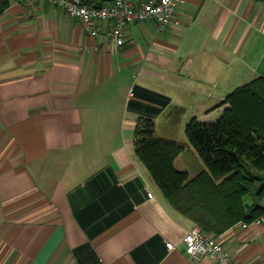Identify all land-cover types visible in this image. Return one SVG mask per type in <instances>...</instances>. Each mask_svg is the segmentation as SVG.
I'll return each instance as SVG.
<instances>
[{"label":"crops","instance_id":"obj_1","mask_svg":"<svg viewBox=\"0 0 264 264\" xmlns=\"http://www.w3.org/2000/svg\"><path fill=\"white\" fill-rule=\"evenodd\" d=\"M175 16L180 24L162 30L128 24L116 46L105 24L91 36L46 0H9L0 13V264H230L188 257L182 239L195 223L138 159L134 130L139 116L156 130L167 109L218 113L230 89L264 76V0H180ZM183 131L156 133L187 142ZM196 153L188 143L175 167L190 177L205 169ZM216 236L233 263L264 264V223Z\"/></svg>","mask_w":264,"mask_h":264},{"label":"trees","instance_id":"obj_2","mask_svg":"<svg viewBox=\"0 0 264 264\" xmlns=\"http://www.w3.org/2000/svg\"><path fill=\"white\" fill-rule=\"evenodd\" d=\"M8 4L0 0V13ZM222 105L214 120L186 123L187 142L159 136L150 117L139 116L134 130L135 153L171 206L216 235L264 210V76L234 88ZM188 143L206 166L191 177L174 165Z\"/></svg>","mask_w":264,"mask_h":264},{"label":"built area","instance_id":"obj_3","mask_svg":"<svg viewBox=\"0 0 264 264\" xmlns=\"http://www.w3.org/2000/svg\"><path fill=\"white\" fill-rule=\"evenodd\" d=\"M28 3L34 0H24ZM63 10L67 15L76 18L91 36L102 33L106 25L105 36L116 46L125 43V28L133 22L154 21L162 30L170 25H179L175 16L180 0H46ZM132 94V91H130ZM153 197L152 191L147 192ZM251 223H264V210L252 222L239 221L238 224L247 227ZM185 252L191 260H197L202 255L218 258L221 261L232 262L218 237L213 233H205L194 225L183 236ZM169 249L174 248L172 242L166 243Z\"/></svg>","mask_w":264,"mask_h":264},{"label":"rangeland","instance_id":"obj_4","mask_svg":"<svg viewBox=\"0 0 264 264\" xmlns=\"http://www.w3.org/2000/svg\"><path fill=\"white\" fill-rule=\"evenodd\" d=\"M261 56L257 57V61H259V71H264V55L262 53ZM247 78L245 80H242L239 85L245 83ZM230 89L229 91H232ZM199 107V106H197ZM219 115V114H218ZM216 113H212L207 116H202L200 112H196L195 108H189L185 107L181 109L178 112H170L168 109L164 111V113L160 116V118L157 121V132L162 135H167L168 137H172L175 139H181L183 137V129L186 125V123L193 117L196 116L198 119L201 120H214L217 116ZM170 120H169V119ZM169 128H172L174 132L169 131ZM197 152V151H196ZM188 154V153H186ZM198 154V153H196ZM199 156V155H197ZM201 158V157H200ZM202 160V159H201Z\"/></svg>","mask_w":264,"mask_h":264}]
</instances>
